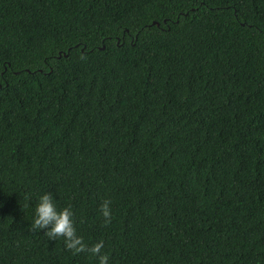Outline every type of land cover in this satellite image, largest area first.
<instances>
[{"label": "trees", "instance_id": "obj_1", "mask_svg": "<svg viewBox=\"0 0 264 264\" xmlns=\"http://www.w3.org/2000/svg\"><path fill=\"white\" fill-rule=\"evenodd\" d=\"M47 192L109 264H264V0H0V264H98Z\"/></svg>", "mask_w": 264, "mask_h": 264}, {"label": "clouds", "instance_id": "obj_2", "mask_svg": "<svg viewBox=\"0 0 264 264\" xmlns=\"http://www.w3.org/2000/svg\"><path fill=\"white\" fill-rule=\"evenodd\" d=\"M111 204L112 201L110 199H105L100 205L104 226L111 224L113 219ZM81 223H83V220H81ZM30 230L33 232L45 230L43 235H46L51 241L62 238L66 250L73 255L89 253L93 257L98 258V264H109L110 257L103 252L104 241L100 240L89 246L84 241V238L77 233L72 208L69 206L58 210L56 200L51 192L39 197Z\"/></svg>", "mask_w": 264, "mask_h": 264}]
</instances>
